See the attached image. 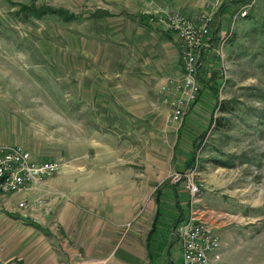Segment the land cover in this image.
<instances>
[{
    "label": "rangeland",
    "instance_id": "obj_1",
    "mask_svg": "<svg viewBox=\"0 0 264 264\" xmlns=\"http://www.w3.org/2000/svg\"><path fill=\"white\" fill-rule=\"evenodd\" d=\"M216 2L208 14L217 10ZM251 2L247 21H239L238 13L232 16L215 49L207 53L206 68L216 76L218 97L214 105L200 104V116L207 126L196 145L203 144L192 149L182 129L199 104L202 90L198 102L192 103L181 124L172 122L167 101L178 98L180 93L175 98L166 96L171 88L168 84L161 87L158 83L154 87L143 79L140 104L128 102L127 94H118L121 103L109 100L107 94H99L102 84L107 88L114 84L101 67V57L112 54L124 58L131 49L124 42V30L111 31L103 22L98 10L101 5L92 6V0H0V146L16 144L36 161L45 160L37 152L56 153L58 156L49 160H59L62 165L87 166L97 173L95 177L104 176L107 167L123 168L115 172L125 177L149 169L156 177L157 188L180 185L179 190L184 191L192 207L194 199L186 188L189 177L200 187V195L195 199L204 201L206 192L210 191L214 196L209 197L211 205L216 207V212L223 210L219 219H223L224 227L203 220L221 236L226 260L223 264H264V0L247 3ZM23 5L30 9L45 7L48 12L41 17L32 14L26 17V11L30 10L25 11ZM244 6H238L237 10ZM47 8L66 11L72 18L50 13ZM168 14L149 13L147 19L161 27L156 23L157 18ZM215 19L216 12L209 41L215 35ZM91 56L100 62L96 60L92 65ZM200 60L199 53V70L204 69ZM180 62L183 73L182 54ZM200 79L202 88V80L209 82L213 77L204 73ZM224 105L228 111L220 109ZM213 119L217 122L210 127ZM182 155L187 158L182 160ZM191 158L195 161L194 172L192 168L184 169L185 160ZM178 175L184 177L180 182L176 180ZM85 176V173L77 174L79 179ZM221 192L226 193L224 199L220 198ZM65 195L62 198L60 193L55 194L59 203L74 204L69 200L71 196ZM11 199L12 194L0 195V207H3L0 249H23L26 242L21 229L16 227L18 222L9 217L5 222L2 204H9ZM16 208L24 209L15 202L13 209ZM175 210L174 202L168 203L163 228L168 234L165 246L169 243L170 248L160 256L162 260L170 257L180 264L181 243L172 222ZM219 219H215L218 224ZM10 222L14 225H7ZM110 225L115 223L110 221ZM147 227L143 225L135 237L127 239L133 223L124 226L123 232L114 238V244L122 240L121 244L129 245L130 240L144 249ZM56 240L47 237L41 249L47 245L54 249ZM69 245L80 249L77 238H72ZM153 253L159 256L155 250ZM0 264L21 262L7 263L0 256Z\"/></svg>",
    "mask_w": 264,
    "mask_h": 264
},
{
    "label": "crops",
    "instance_id": "obj_2",
    "mask_svg": "<svg viewBox=\"0 0 264 264\" xmlns=\"http://www.w3.org/2000/svg\"><path fill=\"white\" fill-rule=\"evenodd\" d=\"M216 1H220L221 5L215 11V35L200 51L201 65H204V69L199 70L200 77H203L204 73L206 76L209 74L210 77H216L208 67L206 68L207 53H212L215 49L218 39L228 28L227 24L231 17L239 14L241 6L250 0H92V6L101 5L98 10L101 11L103 22L107 24L108 29L124 30L126 34L124 42L131 47L124 58L112 54L101 57V67L106 70L107 77L112 79L114 84L112 88L102 84V92L99 94L102 96L107 94L109 100H116L118 103L123 101L118 98V94H127L125 99L128 102L140 104L143 79L146 84L154 87H157L158 83L161 87L165 86L168 79L181 80L183 73L182 68L180 69L179 37L149 22L147 15L180 12L191 19H198L210 11ZM237 17L241 22L247 21V17L238 15ZM119 38L122 39L121 35ZM89 60L92 65L96 60L100 62L94 56ZM207 70L210 73H207ZM204 80L201 88L203 95L199 104L195 105V110L182 129L183 136L193 145L191 148L197 146L207 126L206 120L200 116L202 114L200 104L205 106L207 102L209 106L214 105L218 97L216 80L212 79L209 82ZM162 93L165 94L163 91ZM166 93L165 95L170 98L179 95L175 86H171ZM200 129L203 131L199 132ZM36 155L45 160L58 156L51 152H37ZM184 158L187 157L182 155L181 159ZM192 162V158L185 160L184 169H188ZM104 170H106L104 176L95 177L94 174L97 173L91 172L87 166L63 165L59 175L47 180L43 185L12 194L10 203L2 204L6 213L5 222H8L7 217L16 219L18 222L16 227L21 229L23 242L26 243L23 244V249H0V256L5 257L7 263L17 260L21 264H176L170 257L162 260L160 256L170 248L169 243L168 248L165 246L168 240L165 237L168 234L167 229L163 228L168 203L174 202L177 209L172 221L175 229L180 222L188 219L191 209L194 205L197 208L198 204V208L194 209L199 219L216 226L226 225L222 222L223 219H219L222 218L223 210L216 212V207L209 201V197H214L210 191L206 192L204 201L198 199L191 207L189 198L186 199L184 191L179 190L180 185L157 188L156 177L149 169L146 173L136 171L127 177L116 175L117 171L123 170L121 167H107ZM80 173H85L86 176L79 179L77 174ZM77 181H80V184ZM89 181L95 182L91 184L92 186H87L86 183ZM58 193L63 195L62 198H66L65 194L68 193L71 196L68 199H72L74 204H71V201L59 203L55 196ZM224 194L226 195L221 192V199H224ZM15 202L18 204L27 202V206L24 209H13ZM156 218L158 222L154 234L155 249L151 251L153 253L155 250L159 256H154L155 259L151 260L147 238ZM215 219L221 222L218 224ZM110 221L115 225H110ZM131 223L133 229L128 230L127 239L135 237L143 225H148L147 234L144 236V249H139L130 240L129 245L121 244L122 240L114 244L117 234L122 233L124 226ZM7 225L13 226L14 223L10 222ZM47 237L57 239L54 249L48 245L46 249H41V244L43 240L47 242ZM72 238L78 239L80 249L69 245ZM222 247L221 242V249ZM179 249L182 258L181 247ZM221 253L223 262H226L224 250H221Z\"/></svg>",
    "mask_w": 264,
    "mask_h": 264
},
{
    "label": "built area",
    "instance_id": "obj_3",
    "mask_svg": "<svg viewBox=\"0 0 264 264\" xmlns=\"http://www.w3.org/2000/svg\"><path fill=\"white\" fill-rule=\"evenodd\" d=\"M252 4V2L246 3L238 15L247 17ZM220 5V1H217L215 7L218 9ZM215 11L213 14H203L198 19H191L180 12H172L156 20L163 30L176 33L181 39L183 78L181 81L173 79L167 81L169 86H175L180 93L178 98L167 100L171 107V120L174 123L181 124L192 103L199 98L201 91L199 53L211 37V24ZM62 166L59 160L36 161L23 147L1 145L0 195L19 193L41 185L43 181L59 173ZM195 170L196 166L192 168V172ZM183 179V176L178 175L176 180L180 182ZM186 188L194 199L193 204L196 203L195 197L200 195V187L192 183L188 177ZM19 206L26 208L27 204L21 202ZM175 233L181 243L180 264H223L220 235L209 223L197 217L194 208L191 209L188 219L176 226Z\"/></svg>",
    "mask_w": 264,
    "mask_h": 264
},
{
    "label": "trees",
    "instance_id": "obj_4",
    "mask_svg": "<svg viewBox=\"0 0 264 264\" xmlns=\"http://www.w3.org/2000/svg\"><path fill=\"white\" fill-rule=\"evenodd\" d=\"M22 8L26 11V10H30V11H26V17H28L30 14L32 15H35L37 17H41L42 15H45L47 14L48 11L45 10V7H42L40 9H30L32 7H29V6H26V5H23ZM50 13H57V14H60L61 16H64L66 19H69V18H72V16L70 15H67L68 13L66 11H63V10H54L52 8H47ZM75 18V16H74ZM213 77V76H212ZM213 79H216V77H213ZM223 112L225 111H228V107L226 105H224L222 108H220ZM217 122V120L213 119V122L211 123L210 127H212L215 123ZM207 133V131H206ZM203 143H200L199 145H197V147H200ZM192 164L190 165V169L194 167V159L192 160ZM157 222H158V218H156L155 220V223L153 224V228L151 230V232L149 233V236L147 238V248L149 249V257L151 260L155 259L154 258V254L152 253V249H155L154 247V243H155V239H154V234H155V231L157 229ZM160 249V248H159Z\"/></svg>",
    "mask_w": 264,
    "mask_h": 264
}]
</instances>
